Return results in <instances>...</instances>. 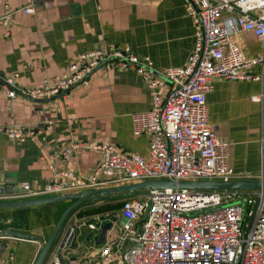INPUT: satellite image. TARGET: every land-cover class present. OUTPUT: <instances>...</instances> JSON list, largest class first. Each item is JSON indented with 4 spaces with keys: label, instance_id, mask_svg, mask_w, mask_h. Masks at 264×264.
Returning a JSON list of instances; mask_svg holds the SVG:
<instances>
[{
    "label": "built area",
    "instance_id": "built-area-1",
    "mask_svg": "<svg viewBox=\"0 0 264 264\" xmlns=\"http://www.w3.org/2000/svg\"><path fill=\"white\" fill-rule=\"evenodd\" d=\"M10 0L0 17L9 26ZM24 14L33 8L26 6ZM195 43L182 67L158 70L150 57H139L125 47L93 50L78 57L53 82L20 88L17 75L3 79L7 97L44 104L49 110L89 85L110 66L133 70L148 90L152 105L133 116V135L148 136L146 155L128 154L113 143H92L97 161L86 177L60 170L42 190L21 198L60 196L146 182L250 181L237 176L227 164L225 142L208 122L206 96L216 79L262 82L264 54L246 57L232 40L249 32L264 44V0H186ZM8 35V32H6ZM259 66L260 74L251 70ZM103 76V75H101ZM263 96L254 98L260 101ZM11 141H35L38 132L10 126L0 128ZM84 146L73 140L63 148L66 161ZM260 168L252 181L264 183V135L259 140ZM48 168L53 164L48 162ZM158 188L126 198H106L92 209H75L65 220L46 264H264V189L210 190ZM101 208L102 211L92 213ZM89 209V210H88ZM109 223L104 242L95 245L101 228ZM88 232L86 249L77 231ZM85 238V239H86ZM99 248L95 255L88 249ZM81 250L82 257L72 252ZM80 257V258H78Z\"/></svg>",
    "mask_w": 264,
    "mask_h": 264
},
{
    "label": "crops",
    "instance_id": "crops-1",
    "mask_svg": "<svg viewBox=\"0 0 264 264\" xmlns=\"http://www.w3.org/2000/svg\"><path fill=\"white\" fill-rule=\"evenodd\" d=\"M26 6L33 8L31 14L22 12ZM8 8L9 26L0 27V128L19 126L38 134L35 141L18 142L0 132V187L11 185L19 192L0 202L36 199L21 198L23 187L38 192L60 170L86 177L97 161L92 143L109 142L128 154L146 155L148 136L133 135V116L147 112L152 99L135 71L107 66L55 110L21 97L8 98L3 79L15 74L18 87H38L44 79L53 82L64 74L82 54L125 47L139 57H150L158 70L182 67L195 43L186 0H10ZM5 10L6 0H0V17ZM232 40L246 57L264 54V44L249 32L237 33ZM251 72L260 74L261 67ZM260 96V101L254 99ZM206 103L208 122L228 145V166L252 181L260 168L259 140L264 135V78L216 79ZM73 140L84 146L61 162V151ZM95 203L86 201L81 208L92 209ZM69 204L0 209V264H34ZM5 230L27 238L6 236ZM79 246L83 251L87 247L80 242ZM98 249L88 252L93 256ZM72 253L82 255L81 250Z\"/></svg>",
    "mask_w": 264,
    "mask_h": 264
},
{
    "label": "water",
    "instance_id": "water-1",
    "mask_svg": "<svg viewBox=\"0 0 264 264\" xmlns=\"http://www.w3.org/2000/svg\"><path fill=\"white\" fill-rule=\"evenodd\" d=\"M12 186L16 185V182H12ZM179 188V189H207V190H261L264 189V183L258 181H231L227 183L223 182H182L175 184L173 182H146L138 184H127L122 186H116L111 188H104L99 190H90L84 192H77L71 194H64L60 196H51V197H42L36 199H27L23 201L15 202H0V209H16V208H27L32 206H38L49 203L57 202H69V206L62 212L58 218L52 232L47 238L45 244L43 245L41 251L39 252L34 264H44L46 258L51 250L53 243L55 242L66 218L84 202H100L106 198H126L135 195L138 191L141 190H155L158 188ZM27 192L25 191L24 194ZM18 195L19 192L9 187H0V198H7L10 196ZM23 194V193H22ZM110 224H105L100 231L99 238L97 239L95 245H99L104 242V237L106 231L109 229ZM6 236L16 237V238H27L26 235H21L14 232H9L8 230L4 231ZM86 242L89 241L87 237Z\"/></svg>",
    "mask_w": 264,
    "mask_h": 264
},
{
    "label": "rangeland",
    "instance_id": "rangeland-1",
    "mask_svg": "<svg viewBox=\"0 0 264 264\" xmlns=\"http://www.w3.org/2000/svg\"><path fill=\"white\" fill-rule=\"evenodd\" d=\"M202 191H210V190H202ZM58 203V202H57ZM61 203V202H60ZM30 208V207H29ZM77 235H78V242L82 243L83 245L86 244L85 242V238L88 235V233L86 232L85 229L81 230L80 232L77 231ZM58 239V236H57ZM114 263V262H113ZM115 264V263H114Z\"/></svg>",
    "mask_w": 264,
    "mask_h": 264
},
{
    "label": "trees",
    "instance_id": "trees-1",
    "mask_svg": "<svg viewBox=\"0 0 264 264\" xmlns=\"http://www.w3.org/2000/svg\"><path fill=\"white\" fill-rule=\"evenodd\" d=\"M82 206V205H81ZM81 206H79L78 208H80ZM77 208V209H78ZM102 211V209L101 208H98V209H96V210H92L91 212H87V213H89V214H92V213H98V212H101Z\"/></svg>",
    "mask_w": 264,
    "mask_h": 264
}]
</instances>
